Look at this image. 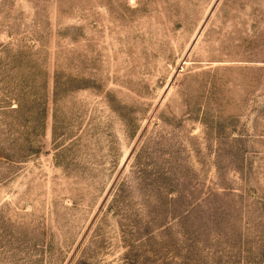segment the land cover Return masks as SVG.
Returning <instances> with one entry per match:
<instances>
[{
  "label": "rangeland",
  "instance_id": "rangeland-1",
  "mask_svg": "<svg viewBox=\"0 0 264 264\" xmlns=\"http://www.w3.org/2000/svg\"><path fill=\"white\" fill-rule=\"evenodd\" d=\"M0 264H264V0H0Z\"/></svg>",
  "mask_w": 264,
  "mask_h": 264
}]
</instances>
